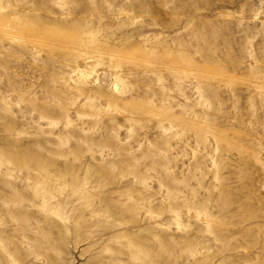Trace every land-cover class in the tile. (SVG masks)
Segmentation results:
<instances>
[{"label": "rangeland", "instance_id": "374dc122", "mask_svg": "<svg viewBox=\"0 0 264 264\" xmlns=\"http://www.w3.org/2000/svg\"><path fill=\"white\" fill-rule=\"evenodd\" d=\"M0 264H264V0H0Z\"/></svg>", "mask_w": 264, "mask_h": 264}, {"label": "bare ground", "instance_id": "6f19581e", "mask_svg": "<svg viewBox=\"0 0 264 264\" xmlns=\"http://www.w3.org/2000/svg\"><path fill=\"white\" fill-rule=\"evenodd\" d=\"M76 52V54H78L80 57L82 58H85V59H94V57L96 55H94V53L92 52H89L85 49H77V50H74ZM102 67L101 66H94L92 68H90V72H89V77H87L86 79H84L85 81H90L92 76L95 75V73L98 71V70H101ZM182 73H186L184 70L181 71ZM85 76V73H80L77 80L78 81H83V77ZM116 87V85L114 86Z\"/></svg>", "mask_w": 264, "mask_h": 264}]
</instances>
